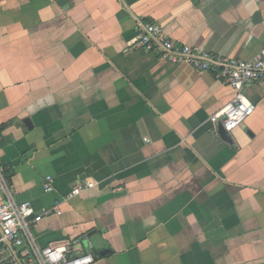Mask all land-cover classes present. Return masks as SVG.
I'll return each mask as SVG.
<instances>
[{
	"label": "crops",
	"instance_id": "1",
	"mask_svg": "<svg viewBox=\"0 0 264 264\" xmlns=\"http://www.w3.org/2000/svg\"><path fill=\"white\" fill-rule=\"evenodd\" d=\"M138 22L217 56L264 49V0H0V166L35 213L61 201L35 244L94 264H264V86L222 140L208 119L234 91L138 47Z\"/></svg>",
	"mask_w": 264,
	"mask_h": 264
},
{
	"label": "built area",
	"instance_id": "2",
	"mask_svg": "<svg viewBox=\"0 0 264 264\" xmlns=\"http://www.w3.org/2000/svg\"><path fill=\"white\" fill-rule=\"evenodd\" d=\"M137 28L136 45L145 52H156L173 65L187 64L198 72H211L234 91L232 100L209 116L212 125H221L231 133L253 115L254 106L245 91L254 84L264 86V49L251 60H236L175 42L157 24L138 22ZM42 187L45 193L52 192L53 178L46 176ZM81 190L82 186L77 185L65 199L79 195ZM60 202L40 213H35L28 202H16L0 166V264H94L95 258L88 251L70 254V246L75 242L42 248L35 244L32 226L59 214ZM23 246L28 251L19 257L17 250Z\"/></svg>",
	"mask_w": 264,
	"mask_h": 264
},
{
	"label": "water",
	"instance_id": "3",
	"mask_svg": "<svg viewBox=\"0 0 264 264\" xmlns=\"http://www.w3.org/2000/svg\"><path fill=\"white\" fill-rule=\"evenodd\" d=\"M217 131L222 140L229 142V143L231 142L229 133L225 132L221 125L218 126Z\"/></svg>",
	"mask_w": 264,
	"mask_h": 264
}]
</instances>
